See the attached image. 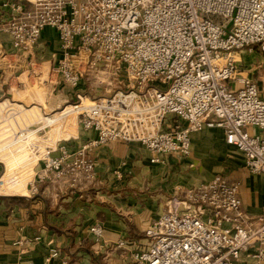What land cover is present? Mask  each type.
<instances>
[{
	"label": "built area",
	"instance_id": "obj_1",
	"mask_svg": "<svg viewBox=\"0 0 264 264\" xmlns=\"http://www.w3.org/2000/svg\"><path fill=\"white\" fill-rule=\"evenodd\" d=\"M3 6L9 14L0 18V33L25 67L40 62L37 49L49 28L61 54L49 64L55 83L73 91L100 65L128 76L125 88L88 105L77 91L80 103L70 106L77 133L40 161L52 183L75 188L93 181L92 152L109 143H138L157 164L188 158L192 135L214 129L242 154L247 170L264 175V79L241 69L242 53L264 55V0H7ZM19 106L10 108L37 115ZM38 192L32 183L28 195L6 196L33 199ZM90 233L101 244L103 226L95 223ZM112 247L123 251L126 264L264 263V215L257 225L248 222L239 183L217 175L173 198L141 237Z\"/></svg>",
	"mask_w": 264,
	"mask_h": 264
},
{
	"label": "crops",
	"instance_id": "obj_2",
	"mask_svg": "<svg viewBox=\"0 0 264 264\" xmlns=\"http://www.w3.org/2000/svg\"><path fill=\"white\" fill-rule=\"evenodd\" d=\"M6 1L0 0V18H6L9 14L3 6ZM56 36L54 30L46 29L37 49L39 60L43 61L44 57L47 65L61 57ZM12 52L10 37L0 33V92L11 82L13 75L10 69L23 68L27 62L22 55H13ZM4 104L20 107L8 100L0 103V107ZM45 119L53 121V116ZM208 132L192 135V149L188 158L169 156L157 164L151 163V153L138 143L112 142L98 147L92 152L96 164L94 180L86 184L82 182L84 185L75 188L67 182L51 184L49 195L53 200L52 209L40 196L33 199L20 197L19 202L0 197V264H66L69 250L78 242L86 243L84 238L92 235L90 231L83 233L82 229L95 223L103 226L101 244L94 246L95 258L100 264H126L123 251L112 250L113 244L124 238L138 239L150 223L167 210L173 198L183 199L189 189L206 184L217 175L239 183L245 217L248 222L257 225L264 215V175L251 173L245 168L243 156L239 157L233 148L227 149L229 145L222 130ZM210 135L215 140H209ZM220 142L224 150L221 152ZM206 158L213 165L206 161L204 163ZM220 159L225 161V166L232 164V167L224 168L223 165L219 168ZM127 187L131 190H124ZM118 195L120 203L130 199L128 217L108 199ZM125 195L129 197H123ZM85 197L93 201L91 207L95 209L92 214L88 212L89 217L81 219L77 213L80 205H76V201ZM84 205L87 207H80L82 213L90 210L88 202ZM79 228L81 231H78ZM70 229L73 231L70 232ZM104 244L109 246H102ZM53 252L57 255L52 256ZM79 258H72L73 263L86 264L84 261L76 263ZM243 260H249V257L245 256Z\"/></svg>",
	"mask_w": 264,
	"mask_h": 264
},
{
	"label": "rangeland",
	"instance_id": "obj_3",
	"mask_svg": "<svg viewBox=\"0 0 264 264\" xmlns=\"http://www.w3.org/2000/svg\"><path fill=\"white\" fill-rule=\"evenodd\" d=\"M42 60L36 63L37 66L34 68L31 66L25 67L24 70L21 69L16 73L12 71L18 67L10 69L11 75H13L11 82L0 92V103L9 100L12 104L23 106L25 110L35 107L32 111H36L35 113L38 115L27 111L14 112L8 104L0 107V176L3 177V182L0 183V195L4 197L11 194L28 195V189L34 183L38 187V196L42 197L44 202L52 209L53 200L49 193L52 190L51 184L56 183H52L47 179L48 174L45 163L40 161L49 147L54 148L56 144L65 142L77 133L79 127L77 125V113L70 107L80 103L77 98V93H79L77 91H81L84 97L89 98L83 100L88 105L90 99L108 92L109 89L114 91L116 88H125L129 84V80L125 70H121L116 75V72H113L111 68L100 65L97 71L86 74L80 84L71 91L70 87L55 83L54 78H51L53 74L50 71V65L46 64L44 57ZM241 61V69L250 73L254 80L262 81L264 79V55L259 52H245L241 55ZM50 115L53 116V121L45 119ZM29 125L33 126L25 128ZM40 127L42 130L35 133L34 131ZM201 132L210 133L208 130ZM208 138L209 140H215L211 135ZM229 148H233L234 151H237L239 157H242V154L235 147L228 146L227 149ZM219 150L220 152L221 150L224 151L221 142ZM228 155H231V153H228ZM228 155L226 154V157ZM205 161L213 165L208 158L204 160V163ZM224 162L222 159L219 160V168L225 166ZM226 165L224 168L232 167V164ZM38 176H42L40 182L36 181ZM124 190L130 191L131 188L127 187ZM119 196H108L110 197L108 199L114 207L116 205L124 213L123 215L128 217L131 208L130 199L126 200L125 203H120L117 200ZM123 197L129 196L125 195ZM85 202H88L90 210L82 213L80 207H87L84 205ZM91 202L93 201H90L89 197L76 201V205H80L77 213L81 219H85L86 216L89 217L88 212L91 211L92 214L93 209H95V207H91ZM112 209L116 211L115 208ZM71 231L73 230L70 229ZM78 231H81V228ZM82 231L86 234L87 231H90V227H85ZM92 237L89 234L84 238L86 243L85 241L84 244L78 242L73 249L69 250L66 264H74L72 258H79V256L80 258L77 259L76 263L80 261H84L86 264L101 263L95 258L97 254H94V246L97 242Z\"/></svg>",
	"mask_w": 264,
	"mask_h": 264
},
{
	"label": "trees",
	"instance_id": "obj_4",
	"mask_svg": "<svg viewBox=\"0 0 264 264\" xmlns=\"http://www.w3.org/2000/svg\"><path fill=\"white\" fill-rule=\"evenodd\" d=\"M7 199L11 201H18V202L21 200L20 197H8Z\"/></svg>",
	"mask_w": 264,
	"mask_h": 264
}]
</instances>
